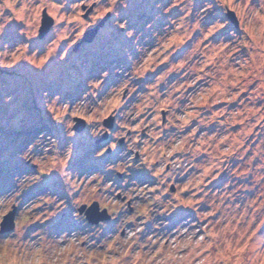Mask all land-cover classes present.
I'll return each mask as SVG.
<instances>
[{"label": "rangeland", "instance_id": "1", "mask_svg": "<svg viewBox=\"0 0 264 264\" xmlns=\"http://www.w3.org/2000/svg\"><path fill=\"white\" fill-rule=\"evenodd\" d=\"M43 11L54 23L39 39ZM176 88L182 131L165 127ZM109 118L107 156L94 141ZM94 202L111 216L98 227L78 213ZM13 207L0 264H264L259 0H0V222Z\"/></svg>", "mask_w": 264, "mask_h": 264}, {"label": "clouds", "instance_id": "2", "mask_svg": "<svg viewBox=\"0 0 264 264\" xmlns=\"http://www.w3.org/2000/svg\"><path fill=\"white\" fill-rule=\"evenodd\" d=\"M128 2H129V0H120V4L123 7H126ZM259 7H260V10L262 12H264V0H259ZM109 10H111V9H109ZM104 14H105L104 11H100L98 13V15L101 17L104 16ZM222 26L223 25L221 23V27ZM216 30H218V29H209L203 38L207 39V37L212 35V32L216 31ZM249 46H250V42H249ZM230 68H231V64L227 60V53H224L223 55H219L218 58L213 62V68L210 70L208 75H211L214 81L219 82L231 74ZM163 79H164V77L162 76L161 80H163ZM201 79H202V77H201ZM192 83H195V80H193ZM91 87H96V85L93 84V85H91ZM124 87L127 88L128 85L125 84ZM181 88H185V90H186V87L184 85H181ZM221 88L225 90L222 94H228L231 91L230 89H228L226 87V85H223V84L221 85ZM217 90L219 91L220 89H217ZM175 92H180V96L179 97L175 96L174 95ZM117 94H119V93H117ZM183 94L184 93H183V91H180V88H176L173 90V93H171L169 95V99L165 102V105H171L170 108H166V110L169 111L170 115L167 119V123H166L165 127L169 128V129H177V130L182 131L183 124L188 123L187 118H183L182 123H178V121H181V119H182V113H181V115H176L173 112V110L177 107V101L180 99V97L183 96ZM9 99H11V97H9ZM118 103H119V101L114 100V99H110L108 101L110 108H116ZM107 115H108L107 111L100 112L98 118H103V117H106ZM137 115H139V113L134 112V111L128 113V117L132 118V119H134ZM156 115L158 116V112H156ZM88 120H92V116H88ZM158 126H159V119H157L153 123V129H156V130H152V129L149 130V134L151 136L159 137L160 131H162V129H159ZM120 127L123 128V127H125V125L121 124ZM68 134L72 135V133H68ZM100 134H102V133H101L99 128L90 130V135L93 138H96ZM182 142L188 143V140L184 139ZM130 147H131V145H130ZM161 163H163V161H161ZM175 167H179V164H175ZM160 171L162 172L163 168H161ZM158 174L159 173H157V175Z\"/></svg>", "mask_w": 264, "mask_h": 264}, {"label": "water", "instance_id": "3", "mask_svg": "<svg viewBox=\"0 0 264 264\" xmlns=\"http://www.w3.org/2000/svg\"><path fill=\"white\" fill-rule=\"evenodd\" d=\"M90 10L86 12L84 15V18L88 15ZM226 17L229 20V22L233 25V27L238 28V21L232 11H227ZM104 19L100 24H98L95 28L90 29L86 31L81 39V41L76 45L75 50L78 46L85 43H90L93 41L94 37L96 36L99 29L103 26L105 21ZM53 19L49 17L45 11H43L41 16V22L40 27L38 29V38L43 39L45 35H47L53 26ZM75 124L73 125L72 129L75 132H82L84 129V120L82 119H74ZM104 127H107L108 129H111L113 126V119L109 118L108 120H105L103 123ZM107 138V134L105 133L98 141L96 142H102ZM122 140L120 141V143ZM171 191L174 190L173 186H171ZM16 208L13 207L11 211H9L6 215L2 217V220L0 222V235H5L14 229V216H15ZM79 215H84L86 218V221L92 225H97L100 222H108L111 219V216L107 213L105 209L100 210L99 206L96 202L92 203L89 207L81 206L78 209Z\"/></svg>", "mask_w": 264, "mask_h": 264}, {"label": "flooded vegetation", "instance_id": "4", "mask_svg": "<svg viewBox=\"0 0 264 264\" xmlns=\"http://www.w3.org/2000/svg\"><path fill=\"white\" fill-rule=\"evenodd\" d=\"M49 122V121H48ZM48 122H46L45 124H47L48 125ZM47 130H49V127H47L46 128ZM86 129H87V125H86V123H85V121H84V129H83V131L82 132H80V134H82L83 132H85L86 131ZM115 130V126L113 125L112 126V128L110 129V130H108V132H106V134H107V138L104 140V141H102V142H96L97 141V139L94 141V144L96 145V148H104V150H105V154L108 156H110V155H112V154H114L115 152H116V149H112L110 146H106V145H109V143L111 142V140H110V138H109V131H114ZM72 132L73 133H77V132H75L73 129H72ZM141 135L143 136V135H145V133L144 132H141ZM124 144H125V140L123 139L122 140V142L120 143V139L119 140H117V146L119 147V148H122L123 146H124ZM118 152V151H117ZM135 158V160H138L139 159V157L138 156H136V157H134ZM169 170V167H167V171ZM119 175H118V173H116V178H118L119 179ZM173 186V185H172ZM171 187V186H170ZM173 188L175 189V187L173 186ZM127 213H129L128 212V210H127ZM109 222V221H108ZM105 222H100V223H98L97 225H95V227H98V226H100V225H102V224H104ZM90 226H92V227H94V225H91V224H89Z\"/></svg>", "mask_w": 264, "mask_h": 264}, {"label": "bare ground", "instance_id": "5", "mask_svg": "<svg viewBox=\"0 0 264 264\" xmlns=\"http://www.w3.org/2000/svg\"><path fill=\"white\" fill-rule=\"evenodd\" d=\"M13 139V138H12Z\"/></svg>", "mask_w": 264, "mask_h": 264}]
</instances>
